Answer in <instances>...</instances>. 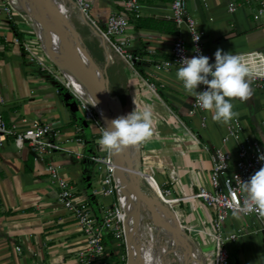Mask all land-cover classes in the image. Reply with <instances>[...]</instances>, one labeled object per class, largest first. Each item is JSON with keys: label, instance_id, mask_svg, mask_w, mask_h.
<instances>
[{"label": "crops", "instance_id": "1", "mask_svg": "<svg viewBox=\"0 0 264 264\" xmlns=\"http://www.w3.org/2000/svg\"><path fill=\"white\" fill-rule=\"evenodd\" d=\"M87 1L89 14L100 28L111 11L121 10L120 0ZM138 1V17L127 14L128 27L123 35L114 38L134 56L132 68L111 50L105 61L98 46L96 50L93 47L92 57L105 67L109 95L125 115L135 107L152 110V136L138 144L143 170L152 172L158 183L169 185L170 196H188L199 186H208L215 147L234 155L240 140L253 138L264 150V92L246 78L252 95L246 101H231L233 111L238 113L234 118L241 127L237 140L227 136L222 141L227 123L214 121L210 111H203V124L199 114L187 116L192 96L176 78L179 66L155 67L167 58L176 36L188 45L187 29L184 25L176 27L169 18L171 0ZM228 2L187 0L186 9L201 34L203 51L215 58L217 49L232 54L264 49V15L253 19L255 4L240 0H233L236 7L229 12ZM2 7L9 10L3 11ZM86 29L91 30L87 25ZM33 30L26 13L0 0V113L6 126L14 131L24 129L32 120L49 123L51 136L61 145L60 150L42 154L37 160L26 144L16 147L11 136L0 147V264H73L85 248V237L71 214L58 203L55 179L49 176L46 166L53 164L57 168L58 176L67 180L77 199L88 202L96 218L114 195H90L99 171L85 157L103 149L97 143L96 127L83 121L75 98L47 70L52 67L43 64V54L30 35ZM45 53L50 56L47 50ZM145 82H153L155 92L147 90ZM186 127L197 142L184 130ZM76 137L83 142L75 141ZM169 169L174 170L175 181L168 178ZM173 208L177 218L190 225L188 236L194 241L193 248L203 249L205 237L212 232L205 220L206 210L186 198L173 204ZM224 231L238 233L231 240L235 260L230 255V264H264V217L254 223L232 214L224 223ZM104 245L103 254L93 264L123 261L121 244L105 237Z\"/></svg>", "mask_w": 264, "mask_h": 264}, {"label": "built area", "instance_id": "2", "mask_svg": "<svg viewBox=\"0 0 264 264\" xmlns=\"http://www.w3.org/2000/svg\"><path fill=\"white\" fill-rule=\"evenodd\" d=\"M71 1L73 3L72 7L82 14L85 20L99 34L98 37L103 41L106 51L111 50L132 68L131 60L134 56L125 52L124 45L114 42V38L123 35L128 27L127 14L138 17L141 6L140 2L138 0H120L121 10L123 11L118 9L111 11L105 18L104 26L100 28L96 20L89 14L90 3L87 0ZM186 2L187 0H171L169 18L176 27L180 25L186 27L188 45L186 46L184 41L179 36H176L171 42L167 58L161 59L159 66L155 67L167 69L174 65L179 66V62L184 57L208 56L203 51L201 34L196 29L195 21L186 9ZM240 2H253L255 4L252 13L253 19L256 20L261 15H264V0H240ZM235 7L236 5L233 0H229L227 11L231 12ZM2 10L7 12L9 7H2ZM234 55L241 57L242 62L248 67L249 73L246 78L250 81L251 85L255 89L264 92V49L249 50ZM214 61L215 58L209 59V63H214ZM47 70L75 98L83 121L91 123L96 127L98 141L102 132L106 130L99 108L94 102H89L86 98L82 97L72 87L69 78L58 68V72H53L50 67ZM59 73L61 77L58 76ZM145 87L155 92L156 87L153 82H145ZM205 89L206 86L201 84L197 91ZM203 111L204 109L198 105L195 97H191L186 111L187 116L199 114L202 119L201 124H203ZM175 121L177 124H181L176 117ZM225 129V137L222 141L227 136L233 137L235 140L239 138L241 127L237 118L229 121ZM184 130L197 142V139L189 132L187 127ZM51 134L50 124L41 120H32L24 129L14 131L6 126L0 113V147L7 141V137L11 136L16 147L26 144L33 153V159L37 160L42 154H48L61 149V145ZM75 141L83 142L80 137H76ZM123 148L128 157L139 159L140 170L135 172L138 173L141 190L153 195L159 203L168 207L182 232L188 235L191 227L190 225H186V222L184 225V221L177 218L178 215L175 213L173 204H177L185 198L193 199L206 210L205 220L210 225L212 232L207 234L208 237H205L206 239L203 244H206V246H204V250L192 247V255L197 261L190 260L188 264H198V262L200 264H230L228 251L223 242L227 240L234 241L238 233L236 231L225 232L224 223L230 218L237 204L242 205L245 199L244 194L240 190L241 182L247 181L255 171L264 166V161L258 158L260 154H264V150H262L257 140L253 138L240 140L234 155L221 147H215L210 158L208 186H199L190 195L180 197L170 196L169 187L158 183L152 172L143 170L138 144ZM86 157L99 171V176L94 181L95 185L90 188V195H114V200L108 206L101 208L98 218L91 213L87 201L75 197L74 191L67 180L58 176L57 168L53 164L46 166L49 176L55 179L57 186L56 199L58 203L71 214L78 229L85 237V248L78 253L73 264H93L94 260L102 255L105 250V237H110L111 240L123 246V264H127L128 253L131 254L132 260L136 264H183L184 255L182 248L168 238H159L157 236L158 233L152 225L149 214L144 206L141 207L139 221L136 225V234L133 235V242L127 246L126 233L131 229V213L133 211L134 197L120 186L119 180L115 176L117 164L114 161L113 151L109 152L103 148L99 152H90ZM121 168L125 170V167ZM167 174L171 182L175 181L173 169H169ZM238 215L243 219H251L254 223L262 218L256 212L249 214L239 213ZM162 246H165L166 250ZM13 248L16 251L20 249L18 245H15ZM198 253H201V255ZM169 255H171V259L167 261Z\"/></svg>", "mask_w": 264, "mask_h": 264}, {"label": "clouds", "instance_id": "3", "mask_svg": "<svg viewBox=\"0 0 264 264\" xmlns=\"http://www.w3.org/2000/svg\"><path fill=\"white\" fill-rule=\"evenodd\" d=\"M214 56V63H209L210 58L205 55L182 58L176 78L182 82L184 90L195 97L202 109L213 113L214 121L228 123L238 115L233 111L231 101L236 98L246 101L252 95L250 84L246 81L249 69L241 57L230 51L217 49ZM201 84L206 89L197 91ZM152 115L150 107H144L143 110L135 107L127 115L112 119L110 127H106L97 143L109 152H119L125 146L147 140L152 136ZM258 158L264 161V154ZM240 190L245 199L242 205L237 204L232 214L256 212L264 217V166L247 181H242Z\"/></svg>", "mask_w": 264, "mask_h": 264}, {"label": "water", "instance_id": "4", "mask_svg": "<svg viewBox=\"0 0 264 264\" xmlns=\"http://www.w3.org/2000/svg\"><path fill=\"white\" fill-rule=\"evenodd\" d=\"M21 1H22L21 4L22 10L24 11V13L33 17L36 23L38 24V26L41 25L40 22L41 20L48 19L46 15H41V14L34 17L32 14H30L27 11L28 9H26L27 8L26 5L31 6V4L28 3L27 0H21ZM66 1L69 4H71V6L73 5L71 0H66ZM77 15L84 24H86L91 28V32L99 36V34L94 29H92L93 27L85 20L82 14L77 13ZM59 23L69 30V32L71 33L74 39V43L76 44L77 48L82 54V57L88 63V66L82 64V66L78 68V72L82 79H89L92 85H94L96 90V99L93 102L100 110V114L105 127H110L109 122L112 119L125 115L120 109V106L117 103L116 99L109 95L108 79H107L105 67L99 66L97 60L94 57H92L88 49L85 47L82 40L84 38H82L78 34V32L74 29V27L70 24L69 21H66L65 19H61ZM99 40L106 61V59L108 58V54L104 47L103 41L101 39ZM43 50L44 52L46 51L44 48ZM56 67L61 72H63L59 66L56 65ZM113 156H114V161L117 164L115 176L119 180L120 186L123 187L125 191L131 193L134 197L133 211L131 213L132 216L131 229L126 233L127 246H129V243L133 242L134 239L133 235L136 234V225L139 221L141 207L144 206L149 214L150 221L154 226L156 232L162 234L164 237L168 238L175 244H178L182 248V253L184 255L183 264H188L190 260H196L192 255L193 246L190 237L180 230L175 217L169 211L168 207L159 203L153 195L147 194L141 190L140 179L138 173L135 172L140 170L139 159L138 158L133 159L132 157H128L124 148L119 152L113 151ZM121 167H125V170L122 169ZM127 264H136V262L132 260L131 254L129 253H128ZM198 264H200V262H198Z\"/></svg>", "mask_w": 264, "mask_h": 264}, {"label": "bare ground", "instance_id": "5", "mask_svg": "<svg viewBox=\"0 0 264 264\" xmlns=\"http://www.w3.org/2000/svg\"><path fill=\"white\" fill-rule=\"evenodd\" d=\"M13 1L15 5L22 10V1ZM7 2L10 5L9 0ZM27 2L31 4V6L26 5L27 8L25 7L28 9L27 11L30 14L34 17L39 14L46 15L48 18L41 20V25L39 27L41 32L40 36L42 35V41L45 46L43 47L48 50V54L50 53L49 57L56 65L60 66L64 70L66 76L72 84V87L77 90L82 97L86 98L90 102L95 101L96 90L94 85H92L89 79H82L78 72V68L82 66V64L88 66V63L83 59L80 51L76 50L73 45L69 44V39L72 37L69 36L67 28L59 23L61 19L71 21L70 16H72L79 24H82V20L78 15H76V12L73 11L71 4L68 5L70 7V16L68 17L66 16L67 14L65 15V0H27ZM54 20L57 21L58 24H52ZM51 36L56 38V44L58 45L52 42L50 38ZM85 37H87L88 40L91 39L89 34Z\"/></svg>", "mask_w": 264, "mask_h": 264}, {"label": "rangeland", "instance_id": "6", "mask_svg": "<svg viewBox=\"0 0 264 264\" xmlns=\"http://www.w3.org/2000/svg\"><path fill=\"white\" fill-rule=\"evenodd\" d=\"M8 1V0H7ZM65 5H66V9H65V15L66 16H70V7L68 6L69 5V3L65 0ZM9 3H10V5L12 6V8L14 9V10H17V11H19V12H22L23 13V11L17 6V5H15V3H14V1L13 0H9ZM68 10V11H67ZM74 11V10H73ZM68 12V13H67ZM76 15H77V13H76ZM27 17H29V20H30V22L33 24V31H32V33H30V35H32V36H34V38H35V40L37 41V45H38V48L41 50V52H42V54H43V57H44V61H43V63L45 64V65H47L48 64V66H51L52 67V70H53V72H58V70H57V67H56V65H55V63L54 62H52L51 60H50V58L46 55V53L42 50V46H41V42L40 41H42L43 39H42V35L40 36V27L38 26V24L36 23V21L34 20V18L33 17H31V16H29L28 14H27ZM70 19H71V21H69L70 22V24L74 27V29L78 32V34L83 38L84 37V39H82L83 40V43H84V45H85V47L88 49V51L90 52V54L92 55L93 53H94V51L96 50V46H98V48H99V51L100 50H102V48H101V45H100V40H99V38H98V35L97 34H95V33H93V32H91V30H87L86 29V26H85V24L82 22V24H79L76 20H74L73 19V17L72 16H70ZM75 22H74V21ZM54 23H57V21H53V23L52 24H54ZM58 24V23H57ZM93 29V28H92ZM67 31H68V33H69V36L70 37H72V35H71V33L69 32V30L67 29ZM88 31V32H87ZM80 32V33H79ZM86 34H89L90 35V40H88V38L87 37H85L86 36ZM51 38V40H52V42L53 43H55L56 44V38L55 37H53V36H51L50 37ZM69 44L70 45H73V47L76 49V50H79L78 48H77V46H76V44L74 43V40H73V37L72 38H70L69 39ZM56 45H58V44H56ZM43 46H44V44H43ZM45 47V46H44ZM95 48V50H94V48ZM47 50V49H46ZM48 51V50H47ZM50 54V53H49ZM84 59V58H83ZM85 60V59H84ZM86 61V60H85ZM87 62V61H86ZM58 66V65H57ZM60 67V66H59ZM61 68V67H60ZM62 69V68H61ZM62 71H63V73H64V75L66 76V74H65V72H64V70L62 69ZM58 76H60L61 77V74L59 73V75ZM148 90V89H147ZM150 91V90H149ZM150 92H152V91H150ZM94 176H96V173L94 172ZM156 179V181H158L157 180V178H155ZM93 185H95L94 183H93ZM92 185V186H93ZM167 187H169V185H167ZM157 236L159 237V238H165V239H167L166 237H164L162 234H157ZM191 243H192V245H194V241L192 240L191 241ZM224 243V246H225V248H226V250L228 251V256H230L231 255V257L232 258H234V260H235V257H234V254H233V256H232V252H233V249H232V242H231V240H227V241H224L223 242ZM163 247V249L164 250H166V247L165 246H162ZM202 248H204V247H202ZM199 255H201V253H198ZM171 255H169V257H167V261H169L170 259H171V257H170ZM117 264H122V261H120V260H118L117 261Z\"/></svg>", "mask_w": 264, "mask_h": 264}, {"label": "trees", "instance_id": "7", "mask_svg": "<svg viewBox=\"0 0 264 264\" xmlns=\"http://www.w3.org/2000/svg\"><path fill=\"white\" fill-rule=\"evenodd\" d=\"M85 161H86L87 163H90V164H91V161H90L87 157H85ZM122 264H123V261H122Z\"/></svg>", "mask_w": 264, "mask_h": 264}]
</instances>
